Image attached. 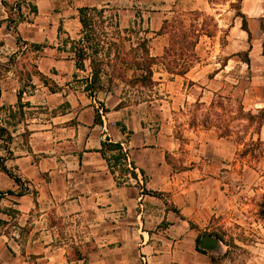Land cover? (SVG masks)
I'll return each mask as SVG.
<instances>
[{
    "label": "rangeland",
    "instance_id": "1",
    "mask_svg": "<svg viewBox=\"0 0 264 264\" xmlns=\"http://www.w3.org/2000/svg\"><path fill=\"white\" fill-rule=\"evenodd\" d=\"M241 1L124 0L119 6L116 0H0V43H5L8 36L7 25L14 36L16 29L28 43L24 55L0 56V87L19 91L27 82L26 72L38 65L61 89L52 93L34 77L36 90L30 94L31 89H27L24 99L35 97L30 107H24L23 115L18 112V103L4 106L0 125L9 129L13 141L9 143L7 133L0 136V156L8 155L6 147L14 148L18 158L27 155L24 145L30 138L28 124L37 131L46 126L51 129L53 118L58 116V125L65 126L70 123L64 117L67 112L77 113L93 105L102 114L107 138L123 143L138 175L134 179L117 172V187L97 184L93 177L79 173L77 162L82 155L76 146L64 144L59 148L51 145V138H37L33 158L27 161L39 167L32 181L23 176L30 167L26 163L23 178L11 162L7 165L22 179L20 185L0 171V264L40 263L35 253L42 248L35 246L34 240L51 241L54 233L56 239L69 245L64 255L68 264H90L89 258L102 245L107 264H113L132 255L117 247L136 250V244L144 241L152 243L144 254L152 264H264V120L256 118L251 123L246 116L236 120L242 131L230 137L222 136L216 127L191 125L193 105L201 103L199 113H205L218 96L232 99L237 110L242 106L245 114L258 115L264 109V44L258 55L251 51L252 35L247 38V31H242ZM84 6L105 9L109 33L105 46L109 47L110 41L118 43L105 51L112 60L105 69L111 72L114 66H121L116 55L134 61V54L128 55L130 47L144 38H149L150 52L153 48L155 52L150 28L143 24L144 17H149L147 12L153 9L164 12L165 20L170 22H184L186 28L195 25L198 59L189 73L180 76L169 74L158 56L149 87L132 86L120 79L106 83L105 91L93 97L84 92L88 63L85 70H79L75 62H68L72 55L65 52L71 40L81 37L78 9ZM123 7H130L136 19L126 28H116ZM219 13L224 14L222 21ZM236 21L242 25H236ZM126 29L129 31L124 32ZM165 31L158 49L169 44L171 30ZM32 43L46 48L34 51ZM247 56L249 65L243 61ZM54 60L64 61L59 70L53 68ZM134 74L135 70L128 71V78ZM10 107L17 111L14 118ZM72 122L77 124L76 120ZM117 122L126 125V133L121 132ZM56 162L72 172L68 190H64L62 180L49 184V169ZM104 171V178H112L106 166ZM55 191L61 193L57 202L51 199ZM71 191L87 197L82 204L88 209L80 217L74 213L56 216L55 210L68 197L77 195ZM176 204L186 205L189 213L181 214ZM74 206L70 207L72 211ZM50 226L58 230L54 232ZM207 234L218 235L219 242L203 244ZM197 238L203 253L196 250ZM175 243L184 252L182 259L171 256L170 246Z\"/></svg>",
    "mask_w": 264,
    "mask_h": 264
},
{
    "label": "trees",
    "instance_id": "2",
    "mask_svg": "<svg viewBox=\"0 0 264 264\" xmlns=\"http://www.w3.org/2000/svg\"><path fill=\"white\" fill-rule=\"evenodd\" d=\"M78 12L79 21L82 26L81 37L78 40H71V47L68 51L65 50V52H68L72 55L71 59L74 60L76 68L79 70H85L86 64L88 63L89 74L83 79L85 83L84 92L94 97L98 92L105 91L104 89L106 88V83L113 84L120 79L124 83H130L132 86H142L141 88H146L153 84V67L157 64L156 60H158V58L153 57L150 54V49L148 46L149 38H144L142 42L130 47V53H128V55L134 54V61H125L122 57L116 55L121 66H114L113 71L111 72L109 69H105L106 67H110V62H112L110 59L111 55H106L107 53H105V51L112 49V47L118 43L115 41H110L109 47L105 46V40L109 34L105 25V9L84 6L80 7ZM241 16L243 18L242 29L250 34L247 19L242 13ZM115 27L119 28L118 21H116ZM7 28L10 30L11 26L7 25ZM168 28L171 30V36L168 46L164 48V53L160 57L161 63L169 74L185 76L192 69L194 61L198 59L196 52L198 39H195L197 34V31H195V25L191 24L189 28H186L184 22H170L167 19L164 21L163 26L161 27L158 34H165V30ZM128 31V29L124 30V32ZM14 33L16 37V43L18 45V50L14 53V55H24L27 50L26 48L28 43L22 38L18 30L15 29ZM127 40L130 41V39ZM22 45H24V47ZM31 46L33 47L34 51L37 52L46 48V46L41 43H32ZM121 52L124 53V49L123 51L121 50ZM243 61L247 65L250 64V59L248 56ZM225 67L226 65L223 66V69ZM33 68L34 69L32 71L29 70L26 72L25 75L27 82L18 91V112L22 115L24 113V107H30L29 102H22L23 96L28 93L27 89H31L29 92L30 94L36 90L34 77H38L52 93H57L61 90L53 80L49 79L40 71L38 65H33ZM134 70L135 74L128 78V71H133L134 73ZM138 72L141 73L139 74ZM53 73H56V71ZM1 96L2 89L0 87V97ZM199 107H202L201 103H196L193 105L191 125L194 127L203 126L205 128L216 127L221 131L222 136L230 137L234 134L240 133L242 131L241 125H236L235 122L236 120L243 119L245 116L248 117V120L251 123H253V120L256 118H258V121L264 120V109H261L258 115H253L252 113L245 114L242 106H240L237 110V107L233 103L232 99L222 96H218V99L213 100L205 113H199ZM4 109H6V107L3 106L0 108V111ZM8 110L11 112V116L14 118L17 111H14L13 107H10ZM103 110L107 111L106 108H103ZM95 123H103L102 114L98 109L95 110ZM7 125L10 126L11 124ZM117 125L121 128L120 130L122 133H126V125H123L119 122H117ZM13 127H15V124H13ZM5 133L8 135L9 143H12L13 135L7 127L0 125V136H3ZM5 151L8 153V155L6 157L0 156V171L4 172L18 185H20L22 179L19 176L13 174L6 163L8 160L13 159V152L8 147L5 148ZM99 152L103 159L107 162L109 170L114 176L117 184H120L117 172H121L122 174L126 173L134 179H137V167L133 161L129 160L128 152L125 150L121 142L111 141V139L106 138L101 142V148L99 149ZM150 192L151 194L156 193L154 191ZM172 210L179 214L178 209L173 207ZM261 216L264 220V201L261 205ZM209 235L219 238V236L216 234ZM196 243V250L203 253L204 251L199 248V238L196 239Z\"/></svg>",
    "mask_w": 264,
    "mask_h": 264
},
{
    "label": "crops",
    "instance_id": "3",
    "mask_svg": "<svg viewBox=\"0 0 264 264\" xmlns=\"http://www.w3.org/2000/svg\"><path fill=\"white\" fill-rule=\"evenodd\" d=\"M124 0H116L119 6L121 5V2ZM191 10H197L199 7H191ZM241 13L245 15L248 23L249 31L252 35V41L254 43L252 47V52H255V55L259 54L260 45L263 49V35H264V0H242L241 1ZM121 14L118 20L119 27H127L129 26L132 20V24L135 22L136 15H132V10L130 7H123L120 10ZM149 13V17H144L143 24H147L150 28V33H152V42L155 43L154 47H156L155 52L153 51V48L150 54L153 57H158L163 55V47L158 49V41L161 40L163 37V34H158L161 27L163 26L164 20L166 19V16L164 12H161L159 9H153ZM133 16V17H132ZM219 18H221L220 21H222L225 17L223 13L218 14ZM242 25V22L236 21V25ZM0 29H3V26L0 27ZM242 30V29H241ZM244 31V30H242ZM8 36H5V43H0V56L3 54L6 56L9 53H15L18 50V45L16 43L15 36L9 31ZM248 37V33L245 32ZM242 38L245 37V35H241ZM3 40V39H0ZM238 52V51H237ZM236 52V53H237ZM64 61L54 60L53 61V68L56 70H59L61 68V64ZM68 62H74V60H70ZM55 70V71H56ZM56 74V73H55ZM2 81V80H1ZM2 89V96L0 97V108L9 105V106H15V104L18 103V91L16 88H13V90H7L5 86H1ZM26 95V94H25ZM35 96L27 97V99H24V96L22 98V102H32L33 98ZM74 107V105L71 107V109ZM95 110L96 107L91 105L89 107H83L81 111L74 113V112H67L64 117L66 118V122L69 121L70 123L65 126H59L58 116H55L53 119L55 120V123L51 124V129L49 127L45 130L37 131V127H33V125L28 124L27 128L30 130V138L29 141H27V144L24 145L26 148V156H23L21 158H18L15 149L11 148L13 151V155L15 156V159H10L6 163L8 166H10L9 162H11L15 169L21 174L23 172V164H29V168L26 169L24 177L28 178L32 181L33 177L36 173L39 172V167L37 164H34L32 161L30 163H27V161L30 158H33V150H34V142L37 138L41 139H47L51 138V145L55 147H63L64 144L67 145H73L76 146L79 150H81L82 160L77 162V165L79 166V173H81L83 176L92 179L93 181H98V183H107L108 186H116L117 182L115 181L114 176L111 174L107 162L103 159L101 156L99 149L101 148V142L107 138L108 134L104 133V128L102 124H96L95 123ZM76 120L77 124H73L72 121ZM17 135H15L16 137ZM16 139H18L16 137ZM111 141H113L111 139ZM50 141H46L45 144H48ZM116 142V141H115ZM123 144V143H122ZM49 145V144H48ZM29 147V148H28ZM72 164V163H71ZM105 164V165H104ZM108 169V172L111 174L112 178L107 175V178H104V176L107 174L106 171H104V167ZM52 169H49V173L51 175L50 185L52 184H58L60 182H64V190L69 189V185L71 184V179L69 178V175L72 174V172L68 171V169L65 168V166L61 167L58 162H56ZM71 168V167H70ZM77 175L76 173H73ZM22 177V174L20 175ZM23 178V177H22ZM111 178V179H109ZM62 180V181H61ZM113 183H111V181ZM91 182V180H88ZM111 184V185H110ZM57 189V188H55ZM98 190V189H96ZM100 190V189H99ZM75 191H71V194ZM100 194V192H98ZM75 194H77L75 192ZM97 194V193H95ZM102 194V193H101ZM61 193L59 192H53L51 195V199L55 200V202L58 201L59 196ZM69 200H66L65 203L61 207L55 210L56 216H66L71 215L74 213L75 216H82L85 212V210L88 209L87 204H82L83 199L86 200L87 197L82 195H72L71 197H68ZM75 203V209L72 211L70 207L72 204ZM177 208L180 210L181 214H188L189 211H187V206H183L182 204H176ZM50 229L56 232L58 230L57 226H50ZM55 237L51 241H45L41 240L40 238L37 240H34L35 246H39V248H42V251L37 254L39 257L37 260L40 262L38 264H68L67 257H64L66 254L67 248L69 245L65 240H58L56 239V233H54ZM152 243L144 242H138L136 244V250H133L132 247H117V249L122 253H130L131 256H124L119 258L118 261H116L113 264H152L153 261L147 256H144V254L147 253V251L152 248ZM171 250V256L174 258V260L182 257H184V252L181 249V246L178 245V243H175L170 246ZM106 252V248L102 246L96 247V251L93 253L94 255L89 258L90 264H107V259L102 255ZM138 253V256L135 254ZM194 256L197 255V252L193 251ZM64 257V260H63ZM82 260H78L79 263H81Z\"/></svg>",
    "mask_w": 264,
    "mask_h": 264
},
{
    "label": "water",
    "instance_id": "4",
    "mask_svg": "<svg viewBox=\"0 0 264 264\" xmlns=\"http://www.w3.org/2000/svg\"><path fill=\"white\" fill-rule=\"evenodd\" d=\"M209 242H219V239L207 234L203 237L202 243L205 244V243H209Z\"/></svg>",
    "mask_w": 264,
    "mask_h": 264
}]
</instances>
